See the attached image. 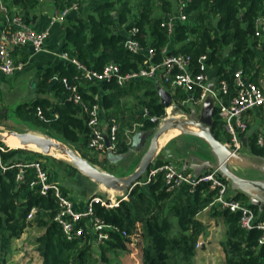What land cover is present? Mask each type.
Wrapping results in <instances>:
<instances>
[{
    "label": "trees",
    "instance_id": "1",
    "mask_svg": "<svg viewBox=\"0 0 264 264\" xmlns=\"http://www.w3.org/2000/svg\"><path fill=\"white\" fill-rule=\"evenodd\" d=\"M0 1L8 12L17 9L28 24L40 2ZM74 1L53 0V3L58 11H62ZM84 3L88 9L85 12L80 11ZM179 4L182 5L185 20H176L172 32L167 33L161 23L167 15L176 12ZM78 5L77 10H70L76 15L64 22L60 51L75 57L87 67L101 70L105 65L115 63L120 74L136 71L144 65L146 49L150 47L153 49L152 62H161L165 55L183 54L190 59L189 70L197 72L200 56L205 54L206 72L210 77L216 83L225 78L231 85L230 93L223 96L224 102L234 94L232 77L236 69L242 68L251 80L256 81L264 68V45H259L254 36V20L259 14H264V0H80ZM133 28L137 30L132 32ZM128 38L138 41L144 49L136 53L129 51L125 47ZM78 74L74 63L59 58L36 81L35 99L18 104L14 113L30 120V126L76 145L85 158L81 149L89 150L88 115L81 104L68 98L63 83L64 78L74 83ZM157 83L163 82L136 77L122 85L115 80L79 84L84 103L90 106L98 104L100 117L104 113L107 121L115 119L119 123L117 156L122 157L129 150L124 133L126 129L135 123L140 129H151L156 126L153 118L165 116V106L156 90ZM130 93L136 94L140 105L137 114H130L134 119L126 117L119 109V99ZM173 93L174 104L179 106L196 100L199 95L196 89L185 91L175 88ZM210 129L218 141L229 140L217 106ZM0 147L3 148L0 149V164L8 167L5 170L0 167V264H6L13 239L20 237L31 226L43 229L35 238L42 264H88L87 256L94 235L87 232L82 236L67 237L53 221L58 211L53 195L50 192L41 195L37 188L30 186L35 178L34 168H24L23 179L16 181L18 168L11 165L17 162L40 160L49 172L46 163L40 159L42 154L29 155L2 141ZM249 149L254 154L264 155V149L256 145V133L249 136ZM161 164L162 161H154L149 168ZM145 176L146 173L142 179ZM50 178L53 180L51 175ZM221 178L226 181L224 176L221 175ZM179 187L186 190L184 198L169 205L168 201L177 188L167 190L163 173L159 172L149 183L137 184L127 191L126 198L118 197L116 206L104 207L94 203V215L107 225L108 237L97 244L101 259L107 260L108 252L129 250L131 236H140L143 240L140 248L142 264H194L195 243L200 236L207 234L206 227L196 216L213 203L216 189L211 188L208 182L198 183L193 192H189L185 184ZM234 198L247 202L257 218L264 220V205L259 208L241 193H236ZM32 207L36 211L28 219ZM214 209V214L221 216L224 224L220 240L223 264H264V250L257 245L260 229L246 230L239 223V213Z\"/></svg>",
    "mask_w": 264,
    "mask_h": 264
},
{
    "label": "built area",
    "instance_id": "2",
    "mask_svg": "<svg viewBox=\"0 0 264 264\" xmlns=\"http://www.w3.org/2000/svg\"><path fill=\"white\" fill-rule=\"evenodd\" d=\"M79 1L75 0L70 6L58 11V18L65 17L72 9H77ZM176 20H185L181 4L177 5L175 13L167 15L163 19L161 25L166 28L167 33H171ZM254 21V36L257 37L259 45H264V14H259ZM136 30L133 28L132 32ZM47 35L48 28L36 30L24 21L18 11L12 10L8 12L5 9L3 23L0 27V72L10 75L14 71L21 69L23 63L16 61L13 53L24 46H30L33 52L41 51ZM125 47L134 53L144 49L138 41L130 38L125 41ZM163 51L165 50L163 49ZM146 53L147 58L144 60V65L138 70L126 74H120L119 67L115 63H109L101 70H97L87 67L64 51L58 54L60 59L74 63L79 71V74L75 76L76 81L74 83L68 82L65 78L63 83L68 91V98L77 104H81L88 115L87 124L90 128V136L87 146L89 150L107 157L109 153L115 154L118 123L115 119L103 121L100 117L98 104L90 106L84 103L79 91V84L115 80L118 85H122L136 77L159 79L172 89L177 87L185 91L196 89L199 91L198 100L211 96L214 105L218 107V115L222 120L223 129L229 136V140L223 144L232 152L239 150L242 147L241 134L248 129L244 114L253 109L264 108V68L256 81L251 80L242 68L236 69L232 77L234 94L229 97L227 102H224L223 96L230 93L231 85L225 78L218 80L216 83L210 77L206 72L205 54L200 56L198 71L193 72L189 70L190 59L186 55L169 54L165 55L161 62L154 63L151 61L153 49L148 47ZM146 113L147 111L144 110L143 114L146 115ZM138 125L136 123L124 131L128 144H131L132 141L131 132ZM106 140L110 142L109 145H107ZM256 145L264 149V131L256 134ZM0 149L3 148L0 147ZM12 166L18 168L16 181L23 179L24 168L32 167L35 169V178L30 182V186L37 188L41 195H47L49 192L53 195L58 206V211L53 216V221L61 227L68 238L82 236L89 232L94 235L92 242L99 244L108 237L105 230L107 225L94 215L93 204L99 203L104 207H113L118 205L119 199L109 201L95 195L89 198L82 209H78L68 192L58 182L50 178L49 172L43 167L40 160L17 162ZM0 167L2 170L8 168L1 164ZM159 172L163 173L167 190H173L185 184L188 186V191L193 192L198 183L208 182L211 188L216 189V196L211 205H214L217 209H227L230 212L239 213V223L246 230L252 228L260 229L261 233L257 239V245L264 250V220L257 218L247 202L236 199L234 195L228 193V184L221 178L219 167L193 176L180 170L172 162H164L157 167L149 168L146 176L139 181L138 185L149 183ZM121 198H126V196ZM35 211L36 209L32 207L27 218L31 219ZM82 221H84V224ZM131 239L133 240V236H131ZM203 244L204 241L198 239L195 243V248H200Z\"/></svg>",
    "mask_w": 264,
    "mask_h": 264
},
{
    "label": "crops",
    "instance_id": "3",
    "mask_svg": "<svg viewBox=\"0 0 264 264\" xmlns=\"http://www.w3.org/2000/svg\"><path fill=\"white\" fill-rule=\"evenodd\" d=\"M85 7L86 5L84 3L82 8L80 7V11H87L88 9ZM14 10L17 11V9ZM3 12H0V27L3 23ZM57 12L58 10L54 5L53 0H40L39 4L35 8L30 25L36 30H44L48 28V35L41 51L33 52L30 46H24L17 49L13 53L14 59L23 63V67L21 69L14 71L10 75H5L0 72V94L3 92L2 97L4 100L9 101L8 95L10 92H12L17 78L21 77L22 75H29L27 78L22 80L23 87L25 86L27 90V96L25 97L24 95V98L22 96L18 97L16 101L17 104L27 100L30 102L33 101L37 96L34 86L36 81L40 78L41 73L47 67H51L57 63L59 59L58 54L61 52L60 48L64 34V22L66 19H70L76 15L75 13H71L69 11L70 13L68 12L65 17L58 18ZM25 56L26 59H24ZM29 78L31 79L29 80ZM157 84H160L171 93L172 103H174L173 90L175 88L172 89L169 86L167 87L163 83ZM209 97L207 96L202 100L196 99L190 102L187 101L186 104H198V106L201 107V116H203L206 120H211L212 122L215 112V105L213 99L211 100ZM244 117L248 123V129L246 132L241 134L242 147L236 152L228 153L226 166L229 173H231L237 179L245 182L237 184L226 178V182L229 187L228 193L231 195L241 193L248 198V202H250L251 198H255L259 201L258 207L262 208L264 205V198L262 197L261 187L253 184V182L264 183V155H257L251 152L249 149V136H251L253 133L257 134L258 132L264 131V108L250 110L244 114ZM101 119L103 121H107L104 113L101 114ZM177 134H179V132L172 131L169 135H167L163 145L166 141ZM145 138L146 130L139 128V130L134 132L132 135L129 151L131 150V153L133 152L138 156L145 143ZM162 148L163 149L159 152L155 159H167L165 162H172L180 170L190 173L193 176H197L210 169H216L220 163V158L214 152L212 147L209 149L207 148L206 153L204 151H199L200 154L195 153L198 152L197 150L192 151L194 153H189L186 148L183 147V141L181 139H177L175 141H168ZM129 151L125 153L124 157L122 155V158H125L126 155L130 153ZM53 180H55V178H53ZM55 181L58 182L57 180ZM183 190L184 188L180 187L174 192L182 194L184 192ZM182 198H184V196L178 197L174 201H179ZM84 206L85 205L83 204L76 208L82 209ZM214 208H216L214 205H209L196 216L197 219L206 227L207 234L198 238L203 240L204 244L200 248H195L196 255L194 264H223L224 262V253L220 245V240L224 232V224L222 217L214 214ZM28 229L29 227L25 229L20 237L13 239L11 250H14L17 245L25 243L24 238ZM40 230L43 232V229H39V231ZM93 244L95 245V243Z\"/></svg>",
    "mask_w": 264,
    "mask_h": 264
},
{
    "label": "rangeland",
    "instance_id": "4",
    "mask_svg": "<svg viewBox=\"0 0 264 264\" xmlns=\"http://www.w3.org/2000/svg\"><path fill=\"white\" fill-rule=\"evenodd\" d=\"M0 12L2 13V8L5 12V8L0 3ZM3 12V13H4ZM29 76V75H28ZM27 75H22L21 77L17 78L16 82L14 83V88L12 92L8 95V100L3 99L2 93L0 94V132H6L7 130H14L17 132H32L36 133L42 136L50 137L54 140H58L64 145H66L68 148L75 151L76 154L81 155L79 149L76 148V145L67 143L63 141L60 137L56 136L55 134H50L49 132L34 128L30 126L29 123L30 120L26 119L22 116H17L14 113L15 107L17 104V98L18 97H25L27 96V90L26 87H23V79L28 77ZM31 78H29L30 80ZM137 92L136 94H138ZM135 93H130L127 95L122 96L119 99L120 103V111L124 113L126 117H131L130 114L134 113L137 114L140 105L135 98ZM24 98V97H23ZM29 100L21 103H29ZM17 104V105H16ZM20 104V103H19ZM175 116L178 120L187 121L190 119H197L201 120V107L198 106V104H186L184 106H179L176 104H172L171 106H168L165 108V116L161 118L159 121L160 123L157 124L154 128L151 129H144L146 130V138L145 143L140 151V153H128L125 158H115L114 160L110 161L107 156H103L101 154H98L96 152H92L88 149L82 148L81 150L85 153V159H87L92 165L97 167L100 170L107 171L111 174H114L116 176H126L130 174L134 169L138 166L140 160L142 159L144 153L149 147L150 139L152 134L156 131V129L163 123V120ZM134 119V118H132ZM175 123L174 121L171 122ZM182 125V124H181ZM181 125L174 126L175 127H181ZM194 129V127H193ZM139 130L138 127H136L132 132L131 136L134 132ZM143 130V129H142ZM162 135L160 140V145H163L167 135ZM181 139L183 141V147L186 148V150L190 153L192 151H198L195 153L205 152L207 148L209 149L211 146L206 140V138L203 135L193 133L191 131H188L184 128L180 129V133L169 139L168 141H175V140ZM166 141L165 144L168 142ZM6 144V143H5ZM164 144V145H165ZM9 147H16V145L6 144ZM163 145V146H164ZM162 146V147H163ZM160 147L157 149V152L154 156V161H162L165 162L167 159H155L156 156L159 154V152L163 149ZM22 149L26 154L29 155H37L42 154L40 159L44 161L47 165V168L49 170V173L52 178H55L63 187L67 188L68 194L70 198L72 199L74 205L78 207L79 205H85L90 197L92 196H101L103 199H107L109 201L111 200H117L118 197H124L126 196L127 189L124 191H118L114 189H106L101 184H98L91 180L90 178L84 176L81 172H79L76 168L74 169V166L71 165L70 161L68 160V157L61 151L50 148L49 154H43L40 152V148H35L32 146V144L27 146H21L16 147ZM130 149V144H129ZM200 151V152H199ZM194 153V152H192ZM125 154L123 155V157ZM259 187H261L262 197L264 198V185L257 184ZM180 187H177V189ZM184 192L182 194L175 193L173 194V197L171 200L168 201L169 205L174 202V200L178 197L184 196L186 194V190H183ZM175 221V220H174ZM207 231V229H206ZM42 231L37 229L36 226L29 227L26 236L24 238L25 243H21L20 245H17L14 250H11L9 253L10 255L7 257L6 264H42V258L39 254V251L37 249V246L35 244V238L37 235H39ZM92 238V236H91ZM21 242V241H19ZM143 240L140 236H133V240L128 244L127 251H118L114 253H107V260L101 259V250L99 247L95 244H91L90 250L88 252V264H142L141 259H139L140 255V248L142 247ZM196 255V254H195ZM194 263H195V256H194Z\"/></svg>",
    "mask_w": 264,
    "mask_h": 264
},
{
    "label": "water",
    "instance_id": "5",
    "mask_svg": "<svg viewBox=\"0 0 264 264\" xmlns=\"http://www.w3.org/2000/svg\"><path fill=\"white\" fill-rule=\"evenodd\" d=\"M156 90L160 99V102L166 107L171 106L172 103V95L171 93L166 90L163 86L160 84H156ZM209 97V96H208ZM212 100V97H209ZM159 118H153V121L155 124H159L160 121ZM174 121L175 123L171 122ZM184 123H195L198 126L206 127L207 132H204L203 135L214 150V152L218 155L220 158L219 163V169L221 172V175L225 178L230 179L234 183L241 184L242 180L237 179L235 176H233L231 173L228 172L227 166H226V160L227 155L229 152H232L225 144L218 141L214 135L212 134V131L210 129L211 120H206L203 116H201V120L197 119H190L187 121H178L175 116L168 117L163 120V123L156 129V131L152 134L149 147L144 153L142 159L140 160L138 166L132 171L130 174L120 177L116 176L114 174H111L107 171L100 170L94 165H92L87 159L84 157L78 155L75 153L74 150L65 147L61 144L60 141L54 140L50 137L42 136L36 133L32 132H17L14 130H7L6 133L8 135H14L19 140V143L21 146H27L29 144H35L38 148H40V152L43 154H49L50 148L57 149L63 153H66L70 156V163L72 166H74L79 172H81L84 176L90 178L94 182L103 185L106 188H111L118 191H124L128 190V192L136 186L139 181L142 179L143 175L148 171L151 163L153 162L154 156L157 152V140L160 137V135L166 131L169 128H173L174 126L181 125ZM3 132H0V141L4 142L3 140ZM5 143V142H4ZM107 145L110 144L108 140H106ZM117 158H121L120 156H117L116 154L109 153L108 159L110 161ZM250 182V181H249ZM248 183V182H246ZM253 184H262L260 182H253ZM250 202H254L257 205L259 204V201L255 198H251Z\"/></svg>",
    "mask_w": 264,
    "mask_h": 264
},
{
    "label": "bare ground",
    "instance_id": "6",
    "mask_svg": "<svg viewBox=\"0 0 264 264\" xmlns=\"http://www.w3.org/2000/svg\"><path fill=\"white\" fill-rule=\"evenodd\" d=\"M180 121H182V120H180ZM193 127H194V129H193ZM181 128H184V129H186L188 131H191L193 133L200 134V135H203L204 132H207V128L206 127L198 126L195 123H184V124L181 125V127L169 128L166 131H164L160 135V137L158 138V140H157V149H159L162 146V145H160V140H161L162 135L168 134L169 132H172V131H177V132L180 133V129ZM2 135H3V140H4V142L6 144H11V146L12 145L13 146L16 145V147H21V144L19 143V140L14 135H8L6 132H3ZM165 137H167V136H165ZM61 144L63 146H65V147H67L63 143H61ZM32 146H34L35 148H38L35 144H32ZM64 154L68 157V160L70 161V156L68 154H66V153H64ZM108 189H111V188H108Z\"/></svg>",
    "mask_w": 264,
    "mask_h": 264
}]
</instances>
